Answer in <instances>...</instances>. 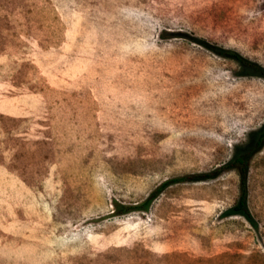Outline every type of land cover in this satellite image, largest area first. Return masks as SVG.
<instances>
[{
	"label": "rangeland",
	"instance_id": "obj_1",
	"mask_svg": "<svg viewBox=\"0 0 264 264\" xmlns=\"http://www.w3.org/2000/svg\"><path fill=\"white\" fill-rule=\"evenodd\" d=\"M261 72L264 0H0V264H264Z\"/></svg>",
	"mask_w": 264,
	"mask_h": 264
},
{
	"label": "trees",
	"instance_id": "obj_2",
	"mask_svg": "<svg viewBox=\"0 0 264 264\" xmlns=\"http://www.w3.org/2000/svg\"><path fill=\"white\" fill-rule=\"evenodd\" d=\"M209 49H211L214 53L220 55V56H225V57H229L232 58L234 60H236L237 62H239L241 65L243 66H247V67H254V64L247 61L246 59L242 58L240 55H238L237 53H235L234 51L231 50H227V49H223V48H219V47H212V46H207ZM256 67V66H255ZM254 67V68H255ZM264 74V72H261ZM251 141L250 143L253 144H245L242 149L241 152H239L236 156H234V158L231 160V162L229 163V166L232 168H235L238 173H239V186L241 187L240 190V194L238 197V200L236 202V204L233 206V208L230 210V212L232 211L233 213H237L242 215L252 226H254V222L251 220L249 213L246 210L245 207V203H244V177H245V173H246V157L249 155V153H251V151L253 152V150H255L257 147L260 146L262 139H264V127L263 129H260L259 132L257 133V135L252 134L251 135ZM252 145V146H251ZM210 174H202V175H197L196 177L198 179H202V178H207L209 177ZM185 177H180L177 179H184ZM176 179V180H177ZM187 179V177H186ZM169 181H165L163 182V185L168 183ZM153 194H149L144 201L142 202V205L140 207L142 208H146L147 204L149 203V201L151 200ZM127 210H122L119 213H124Z\"/></svg>",
	"mask_w": 264,
	"mask_h": 264
}]
</instances>
